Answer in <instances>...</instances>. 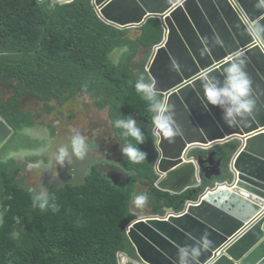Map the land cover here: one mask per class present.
Segmentation results:
<instances>
[{"label":"trees","instance_id":"1","mask_svg":"<svg viewBox=\"0 0 264 264\" xmlns=\"http://www.w3.org/2000/svg\"><path fill=\"white\" fill-rule=\"evenodd\" d=\"M164 37L161 19L152 18L138 29H121L102 19L93 0L65 5L51 0H0V117L15 132L9 151L20 150L13 145L15 140L37 125L35 116L21 107L25 98L43 105L50 115L56 110L54 104L63 107L86 96L99 112L109 110L112 123L121 116L141 121L137 123L145 143L139 147L147 154L142 164H127L131 181L123 187L110 184L96 170L88 174L84 187L51 186L49 195L59 205L56 213L31 204L24 176L27 166L38 159L19 167L15 159L5 161L1 156L0 264H120L121 254L139 260L128 235L138 221L132 198L136 183L153 186L158 181L159 152L152 140L151 113L134 84L140 75L150 81L149 50ZM144 53V62L137 63ZM1 89L14 96L5 100ZM115 130L125 143L120 130ZM238 148L236 144L218 148L226 155L227 171ZM195 155L207 156V152ZM228 179L229 175L213 184L205 182L197 194L182 196L156 188L151 193L154 213L165 217L163 208L182 213L183 203L199 200L207 189Z\"/></svg>","mask_w":264,"mask_h":264},{"label":"water","instance_id":"2","mask_svg":"<svg viewBox=\"0 0 264 264\" xmlns=\"http://www.w3.org/2000/svg\"><path fill=\"white\" fill-rule=\"evenodd\" d=\"M51 1L65 5L74 0ZM93 2L102 19L118 28L138 29L152 18L161 19L165 27L164 40L151 50L146 72L160 94L175 106L182 135L172 143L157 145L159 180L155 188L173 196L197 194L205 182L230 177L209 188L199 204L183 203V213L168 210L163 217L134 212L138 221L128 235L139 260L121 254L120 264H175L176 246L191 245L188 235L199 239L204 232L209 233L213 246L202 254L201 264H264V40H250L243 28L247 18L264 16V9L256 7L257 0ZM216 38L221 45L214 46ZM206 47L211 51L202 55ZM237 49L246 51V71L260 102L246 126L229 128L221 110L204 103L200 85L192 77L203 67L219 65ZM174 65L179 66L178 71L173 70ZM214 75L222 80L219 72ZM14 136L0 117V152ZM231 144L240 146L227 171L226 155L217 148ZM197 151L207 152V156L198 157ZM70 159L55 176L53 167L44 161L29 165L27 171L42 174L39 188L48 193L51 185L59 190L84 187L93 158L83 162L74 156ZM95 169L117 187L131 180L130 174L114 166Z\"/></svg>","mask_w":264,"mask_h":264},{"label":"clouds","instance_id":"3","mask_svg":"<svg viewBox=\"0 0 264 264\" xmlns=\"http://www.w3.org/2000/svg\"><path fill=\"white\" fill-rule=\"evenodd\" d=\"M256 7L264 9V0H257ZM245 34L253 41L264 40V16L258 18H247L243 24ZM221 40L216 38L214 46L221 45ZM211 51L209 47L202 50L201 54L206 55ZM248 62L244 49H237L231 52L219 65L210 64L203 67L201 71L192 77V81L199 83L203 92L204 103L209 107L219 108L222 112V120L229 127L247 125V122L254 117L257 105L260 102L258 94L253 88V81L246 71ZM174 71L179 70L178 65L173 66ZM219 72L221 79H217L214 73ZM136 93L148 105L151 113V133L154 145H160L162 141L172 143L176 137L182 135V129L175 119V106L162 96L156 88L155 81H148L140 75L134 84ZM113 127L120 130L124 139L123 146L120 145V152L128 162L137 165L147 159V154L140 149L145 143V135L142 127L138 125L132 116L120 117L113 121ZM90 145L87 138L79 129H72L67 144L59 147L55 153L54 164L63 168L65 163H71L70 156L83 162L90 155ZM31 165V164H30ZM29 166V165H28ZM27 166V167H28ZM50 169L52 163L47 165ZM53 176L56 172L51 171ZM31 204L41 211L50 210L53 213L59 211L55 197L50 196L48 191L36 189L28 190ZM149 197L146 193L134 194L132 204L135 208H143L148 203ZM192 240L191 245H177V259L175 264H201L200 257L208 249L212 248L213 241L209 233L204 232L199 239L188 235Z\"/></svg>","mask_w":264,"mask_h":264},{"label":"flooded vegetation","instance_id":"4","mask_svg":"<svg viewBox=\"0 0 264 264\" xmlns=\"http://www.w3.org/2000/svg\"><path fill=\"white\" fill-rule=\"evenodd\" d=\"M145 56H146V53L142 54L140 58L138 57L136 62L143 63ZM147 76H148V79L150 80L148 73H147ZM86 98L88 97L79 96L76 99L67 103V104H71V103L75 104V102H77L78 104L77 105L78 111L71 116V121L69 124H72L75 121L76 123L73 126H71L69 130L58 131L55 126L56 124L48 125L49 123H46L45 121H42V120L38 121L36 119L37 125L32 129L23 131L21 134L22 136L24 135L30 136L33 132L36 131V129H38L44 134V136L41 137L38 141H46L47 142L46 148L42 150H39V149L28 150L27 152L17 151L19 153L15 154L16 158L17 156L18 158H24V157L34 156V155L45 154L44 158L39 160L38 162L44 161L46 164H49L51 162L53 165L52 167H53L54 172L57 170H60L61 168L55 165L54 160H53V157L55 153L57 152V148L67 144L68 139L70 135L72 134V129H79L80 132L87 138V141L90 145L89 155L93 158V163L91 164V169L88 172V174L92 172V170H96L95 167L98 165H104V166L110 165V166H114L119 169H122L123 171L131 175V173L129 172L127 168V164L129 162L127 158H124L122 156L119 150L120 145L123 146L124 142H122L119 139L117 132L113 127V123L109 117V110L106 109L102 112H99L97 109L94 108L93 102L91 100H89L91 104H88L86 102L85 100ZM67 104H65L64 106H66ZM54 106L56 110L50 114L53 116L49 117L50 115H48L47 117L60 119L61 113H60L59 107H57L56 104H54ZM80 115H83V117L78 119V116ZM134 119H136L138 123H141V121H139L137 118H134ZM10 145H11V141L0 152V157L2 155L12 156L14 154V152L10 154L8 153V151L11 149ZM38 177L42 178V174L28 173L26 174L25 179H27L30 182V180H34ZM106 180L110 184H112L108 179ZM158 180H159V177H158ZM157 183L158 181L155 183V185L153 184V186L150 183L142 182V181L136 183V188H137L136 194L140 192H144L149 197V200L146 206H144L143 208L134 207V211H137L138 214L154 213L151 193L154 189H156L155 186L157 185ZM51 186H54V185H51ZM151 186H152V189H151ZM163 210H164V213L166 214V212L168 211V208H163Z\"/></svg>","mask_w":264,"mask_h":264},{"label":"rangeland","instance_id":"5","mask_svg":"<svg viewBox=\"0 0 264 264\" xmlns=\"http://www.w3.org/2000/svg\"><path fill=\"white\" fill-rule=\"evenodd\" d=\"M149 53L151 56L152 51L149 50ZM140 57H141V55H140ZM119 58H120V56H118L116 58L117 62L119 61ZM1 92H2L3 98L5 100L6 99L9 100L14 96L13 92H9V91L4 90V89H1ZM85 100L88 104H91L89 101L90 99L86 98ZM75 104L71 103V104H67L64 107H59V110L61 113L60 119L49 118V117H52L53 115H50L49 117H47L49 114L47 111H45L46 110L45 107L43 105H41L40 103L33 101L32 98H25L22 101L21 107L23 108V110H26L27 112L32 113L35 116V119H37L38 121L39 120L45 121L46 123H49L48 125L56 124L55 126H56L57 130L63 131V130H69L71 128V126H73L76 123V121H75L74 123L69 124L71 121V116L78 111L77 102H75ZM82 117H83V115H80V116H78V119H80ZM36 124H37V122H36ZM43 136H44V134L41 131H39L38 129H36V131L33 132L30 136H28V135L20 136L17 140H15L13 145L20 147L21 152H27L28 151L27 148H22L21 146L30 147V148H32L31 150H35L34 148L42 150V149H45L47 146L46 141H38ZM197 152H199V151H197ZM44 156H45V154H41V155L29 156L28 158H30V160H34V159H37L39 157H44ZM17 158H18V156H17ZM18 159L21 163L26 161V158H18ZM37 184H38V182H37ZM31 188L36 189L37 185L33 186ZM1 221H2V215L0 213V222Z\"/></svg>","mask_w":264,"mask_h":264},{"label":"crops","instance_id":"6","mask_svg":"<svg viewBox=\"0 0 264 264\" xmlns=\"http://www.w3.org/2000/svg\"><path fill=\"white\" fill-rule=\"evenodd\" d=\"M148 52V51H147ZM152 54V53H151ZM122 55V54H121ZM120 55V56H121ZM146 56H147V53H146ZM151 57V56H150ZM240 146V144L238 145V147ZM220 148V147H219ZM217 150H219L218 148H217ZM17 151H20V150H13V151H8V153L10 154V153H13L14 152V154L12 155V156H9V155H2L3 156V158L4 157H6V159H5V161H10V160H12V159H15L16 160V163H17V165L19 166V167H22L23 165H25V166H27L29 163H31L33 160H30V158H28V157H24V158H26V161H24V162H20L19 161V159L18 158H16V156H15V154H18L19 152H17ZM44 157H39V158H37L38 159V161L39 160H41V159H43ZM26 162V163H25ZM25 178H26V175L24 176ZM40 177H38V178H36V179H34V180H30V182L27 180L26 181V183H27V186H28V188L29 189H35V188H31V187H33V186H36L37 185V188H36V190H39V181H40ZM227 180H225V182H226ZM37 182H38V184H37ZM133 211H134V206H133ZM134 212H136V213H138L137 211H134Z\"/></svg>","mask_w":264,"mask_h":264},{"label":"built area","instance_id":"7","mask_svg":"<svg viewBox=\"0 0 264 264\" xmlns=\"http://www.w3.org/2000/svg\"><path fill=\"white\" fill-rule=\"evenodd\" d=\"M55 3H56V4H60V3H58V2H55ZM261 44H262V46L264 47V43L262 42ZM207 191H208V189H207ZM207 191H206V193H207ZM206 193H205V194H206ZM205 194H204L202 197H204ZM200 200H201V198H200L199 200H197V201L189 202V203H190V205H196V204H199ZM184 211H185V209H184ZM184 211H183V212H184ZM183 212H182V213H183Z\"/></svg>","mask_w":264,"mask_h":264}]
</instances>
